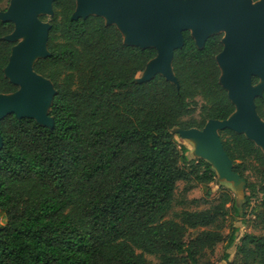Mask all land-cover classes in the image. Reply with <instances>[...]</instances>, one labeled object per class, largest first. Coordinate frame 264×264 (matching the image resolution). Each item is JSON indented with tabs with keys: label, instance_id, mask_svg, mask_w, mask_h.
I'll return each instance as SVG.
<instances>
[{
	"label": "trees",
	"instance_id": "16d2710c",
	"mask_svg": "<svg viewBox=\"0 0 264 264\" xmlns=\"http://www.w3.org/2000/svg\"><path fill=\"white\" fill-rule=\"evenodd\" d=\"M75 10L76 0H56L50 56L34 65L56 90L54 127L15 115L0 122V264H152L147 256L199 264L205 250L225 241L230 264L227 249L239 228L231 226L227 238L211 228L230 213L243 216L250 196L239 205L229 188L207 210L164 219L180 182L193 178L207 187L217 177L205 160L187 168L189 149L172 130L202 129L235 112L216 59L223 34L199 49L183 33L172 62L179 88L161 75L138 84L157 50L126 45L102 17L72 20ZM13 31L0 19V94L18 90L4 72L16 44L5 37ZM255 103L264 119V92ZM220 137L234 163L255 156L264 166L261 149L243 134L226 129ZM199 228L208 229L186 239ZM237 255L244 264H264V237L246 234Z\"/></svg>",
	"mask_w": 264,
	"mask_h": 264
},
{
	"label": "water",
	"instance_id": "95a60500",
	"mask_svg": "<svg viewBox=\"0 0 264 264\" xmlns=\"http://www.w3.org/2000/svg\"><path fill=\"white\" fill-rule=\"evenodd\" d=\"M56 0H10L0 12L3 22L14 24L5 37L16 43L5 76L18 90L0 94V122L9 115L35 120L52 129L50 110L56 90L53 83L34 70L36 61L50 56L48 37L52 24L41 16L54 15ZM102 17L115 25L124 43L142 49L154 48L152 59L136 79L143 84L157 75L179 88L172 62L176 50L184 46L183 33L189 31L197 47L203 49L213 35L223 34V50L217 55L220 83L228 92L235 112L226 120H209L202 129L175 128L192 142L195 154L211 164L216 174L244 197V184L234 172L233 161L224 150L220 132L228 129L243 134L264 154V121L256 109V99L264 92V0H76L72 20ZM224 32V33H221ZM258 83H253V78ZM3 137L0 132V150Z\"/></svg>",
	"mask_w": 264,
	"mask_h": 264
},
{
	"label": "rangeland",
	"instance_id": "374dc122",
	"mask_svg": "<svg viewBox=\"0 0 264 264\" xmlns=\"http://www.w3.org/2000/svg\"><path fill=\"white\" fill-rule=\"evenodd\" d=\"M9 3L10 0H0L1 12L8 9ZM52 17L51 15H47L42 21L49 23ZM221 33L224 32L221 31ZM141 76L142 74H139L137 79ZM194 118H199V109L196 111ZM177 130L173 131L175 140L179 144H184L189 149L187 157L190 164L187 168L191 169L192 166L197 164L202 158L198 154H195V146H193L192 142L183 139ZM224 138L226 139L227 137ZM239 163L243 164V167L241 174L237 173V176L245 186L244 197L238 199V194L235 191L234 194L239 201V205L245 202L246 196H250L249 203L246 204L245 213L241 217H236L234 214L230 213L225 217L223 223L216 224L211 228L219 230L226 238L231 234V226L239 228L238 239L227 249L230 255L228 260L230 264H244L237 255V247L240 245V240L243 236L246 234H253L264 237V193L260 190L261 186H264V166L260 164L259 159L255 156L239 159L235 163L233 162V168ZM229 188L234 190L229 184L222 180L219 175H217L214 182L210 183L207 187L199 184L193 178H190L188 181H182L179 183L175 192L173 205L164 215V219L180 221V216L185 211L207 210L219 203L221 196L230 190ZM207 229L208 228H199L190 230L186 239L188 240L191 237L194 238L201 231ZM226 246L227 241L217 244L212 250H205L199 259V264H227V261L224 260ZM147 258L152 264H160L156 256H147Z\"/></svg>",
	"mask_w": 264,
	"mask_h": 264
}]
</instances>
